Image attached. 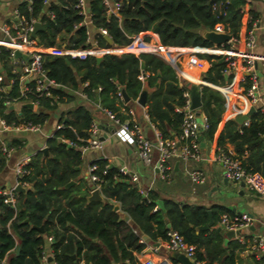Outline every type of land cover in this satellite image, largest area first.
Listing matches in <instances>:
<instances>
[{"label":"trees","instance_id":"obj_1","mask_svg":"<svg viewBox=\"0 0 264 264\" xmlns=\"http://www.w3.org/2000/svg\"><path fill=\"white\" fill-rule=\"evenodd\" d=\"M85 1L92 14L93 27L103 28L114 44L127 45L131 35L152 29L163 46L207 48L213 44L201 32L213 31L216 25H220L221 31L231 38L237 37L241 10L247 0H113L119 3V8L116 16L109 17L105 16L101 0ZM74 2H49L46 9L53 13L52 18L46 15L42 0H32L30 10L25 8L24 2L17 8L25 18L35 17L41 22L42 28L35 33L38 44L81 47L85 42V28L76 26L80 16L72 8ZM248 15L250 27L257 13L250 9ZM94 37L100 45H107L101 35ZM216 47L227 49L229 43ZM168 50L173 49H163ZM196 57H183L184 69L181 71L192 66L196 76L203 59L207 66L201 72L202 80L213 84L230 81L231 73H224L227 65L222 55L197 53ZM9 60L8 52L0 47V70L6 80L12 78L11 85L0 98V114L8 123L24 121L42 125L48 118L47 111L59 103L71 101V92L83 83L86 85L82 92L90 103L97 96L102 109L123 121L129 119V115L116 92L123 89L128 99L134 100L144 88L149 89L146 97L148 121L162 138H179L182 112L175 108L183 105L182 92L187 89L185 85H179L174 70L152 54L104 55L99 62L93 57L83 60L67 58L68 63L62 57H45L43 66L47 78L67 88V91L56 86L51 89L57 97L53 103L42 98L37 109L21 105L19 114L3 105L4 97L18 94L17 74L11 73ZM199 98V110L207 122L205 134L211 138L219 122L223 100L216 91L205 86H200ZM57 122L62 123L63 128L55 130L53 136L47 138L46 154L37 152L25 165L29 174L21 180L29 186L16 194L12 206L4 203V197L0 195V259L6 257L5 264H43L40 253L48 236L51 237L48 246L55 264H78L79 261L82 264H110V261L137 264L132 251L140 252L145 245L113 211L114 203H118L121 211L128 214L134 225L150 239H166L165 232L174 230L185 242L195 246L194 257L203 264H235L234 251L241 248V244L236 240L224 242L223 233L215 227L220 214H230L222 206L211 205L212 225L205 230H196L197 226L208 222L204 207L164 199L161 206L152 211L156 206L155 196L148 192L149 201L143 199L134 184L117 177V169L112 166L101 176L103 182L98 191L103 199L87 201L85 197L91 188L78 178L80 151L65 145L60 139L82 144L80 139L88 136L91 113L87 106L76 105L62 112ZM263 136L264 114L256 110L249 114L247 125H241L234 119L225 121L217 135L216 145L224 149L225 142L232 144L245 171L256 172L264 179ZM12 143L15 144L14 141ZM244 150L247 155L242 158ZM3 163L0 154V169ZM94 163L101 168L105 161L98 159ZM70 181L72 184L66 186Z\"/></svg>","mask_w":264,"mask_h":264},{"label":"crops","instance_id":"obj_2","mask_svg":"<svg viewBox=\"0 0 264 264\" xmlns=\"http://www.w3.org/2000/svg\"><path fill=\"white\" fill-rule=\"evenodd\" d=\"M47 1L49 3L55 0ZM21 2H24V0H0V28L3 25H9L13 9L17 8L18 4ZM44 5V8L46 9L48 4ZM250 9L257 13V17L252 25L248 27L250 19L248 13ZM47 11L48 10L46 9L45 13ZM241 11L242 16L237 33V42L234 43L233 49L237 52L245 51L254 57L255 72L258 78V88L260 94V100L255 107H264V2H262V0H247ZM251 27L254 33V45L250 48H246L243 45L244 32L246 29ZM215 29L221 30V26L216 25ZM94 34V29H91V35L93 36ZM1 37L2 31L0 30V38ZM146 42L154 48H157L156 53L152 55L160 58L174 70L180 86L185 85L188 91L192 85L197 86L198 90L200 89V86H205L216 91L222 97L223 109L219 114V122L217 123L211 138L206 136L205 130H200L198 133L197 143L201 159L197 162L191 160L187 162L188 165L199 168L203 171L205 174V182L203 184L190 185L182 172L184 163L178 157H170L168 159V164L172 169V173L166 180H161L153 163L156 158L155 149H152L151 163L144 164L139 161L134 153V148L125 144L117 136V128L102 111V108L97 101V96H95L97 103H95V100L93 103H90L85 93L82 92L81 84L78 88L71 92V101L67 103H59L54 109L47 111L48 118L42 125H40V130L38 132H6L0 135V139L11 147L9 155L7 157L2 156L4 163L0 169V190L8 191L14 185L15 175L13 173V166L17 161L25 157L32 159L33 156L37 152L41 151L42 148H46V140L47 138L53 136L55 131L54 125L57 123V119L60 114L76 105H85L89 109L92 121L96 124L98 129L97 136L100 140V145L96 149L80 151L78 178H82L86 184L90 186L87 179L86 168L89 163L102 159L106 161L109 166L115 168L124 166L135 171L138 175V179L137 183L134 185L143 189L148 188L149 193L155 196L157 207H159V202L161 203L162 200L168 199L179 204L202 206L206 209V211H210L209 207L211 205H218L224 207L230 215L242 212L246 213L252 218V221L247 227L242 228L239 232V236L245 240L246 245L241 244L242 247L234 251L235 264H261L259 263L261 260L258 259V251L249 249L248 247L251 244L250 241L254 237L264 236V198L257 192L247 189L244 185L241 186L240 183H234L224 179L222 176L221 165L214 159V153L217 149L216 138L222 129L223 123L229 119H234L236 121L237 117L246 115L250 108L248 107L247 100L243 94V90L246 87V81L240 80V71L238 67L230 72L231 79L228 83L213 84L202 80L201 72L207 66L206 61L203 59L201 60L203 62L202 68L198 71L196 76L193 72L192 66H189L187 71H181L184 69L182 66L183 57L186 59H188L189 56L197 58V53L221 55L225 50L214 45L207 48L198 46H163L159 43L157 34L152 29L133 35L132 42H129L130 44L128 43V45L125 46V53H131L134 55H138L140 52L147 53L149 47L148 44H145ZM164 48H172L173 50L163 51ZM186 51L190 52L187 54ZM9 63L11 64V59L9 60ZM0 72L2 71L0 70ZM57 87L60 86L57 85ZM60 89L67 91V88L65 87H60ZM141 90H145L147 97L149 89L143 88ZM139 93L134 100L128 99L127 102L122 101V103L125 104L129 120L138 127V130L143 137L153 143L158 131L148 121L146 114V100L143 106L136 102ZM81 94H84L85 97ZM21 105L24 104L14 103L8 108L12 109L16 114H19V108ZM197 111L199 113L196 114V117L200 120L202 118V113L199 108ZM248 116L246 118L247 120ZM39 138H41V140H39ZM168 139L177 142V138L175 137ZM12 141H14L15 144H13ZM223 148L235 154L232 144L229 142H225L223 144ZM246 155L247 151L244 150L241 157L243 158ZM76 182L77 180L73 181V183ZM22 188L25 189L24 187ZM17 193L18 192L13 191L11 193L12 198L16 199ZM100 196L103 199L101 194ZM114 207H116V209ZM113 211L116 212L117 216L131 228V230L145 245L144 249L140 252L132 251V255L136 260L140 261L144 258H148L154 263H157L164 259L170 264H180L177 259L180 253L174 255L171 250H168L165 247V239L159 237H156L155 240L150 239L134 225L128 214L121 211L118 203L113 204ZM215 227H219L217 223ZM11 236L16 243L17 240L14 235L11 234ZM229 240L238 241L236 237L226 239L224 236V242ZM44 244V250L49 253V243L46 239ZM262 255L264 257V253ZM4 260L5 264L6 257H4ZM82 263V261L78 262V264ZM110 264H118V262L110 261Z\"/></svg>","mask_w":264,"mask_h":264},{"label":"built area","instance_id":"obj_3","mask_svg":"<svg viewBox=\"0 0 264 264\" xmlns=\"http://www.w3.org/2000/svg\"><path fill=\"white\" fill-rule=\"evenodd\" d=\"M32 0H24L25 8L30 10ZM105 7V16H116L119 3L113 0H101ZM43 4H48L47 0H42ZM77 15L80 16V21L76 26H84L85 28V42L81 47H69L64 44L43 46L38 44L35 36H31L30 33L33 29L35 22H41L38 18L29 17L28 19L18 10L14 8L12 11V18L9 25H3L0 30L2 31V37L0 38V47L4 48L8 52V56L11 59V73L17 74L18 80V94L15 97H4L3 105L12 106L14 103H30L31 109H37L40 104V99L48 98L50 103H53L57 99L56 95L52 94L51 89L56 87L51 79L47 78L43 61L45 57H62L64 59H80L83 60L87 57H102L104 55L119 56L125 53V46L110 43L107 45H100L94 35H101L103 38L109 36L103 28H94L92 21V14L89 12L86 6L85 0H75L72 5ZM46 15L50 18L53 17L51 11H47ZM91 29H94L95 34L91 35ZM216 30V29H215ZM221 31V30H216ZM105 39V38H104ZM110 39V38H109ZM130 43L133 40V35L130 36ZM229 47L224 49V53L221 55L226 61L227 69L224 73L232 72L236 67L240 71V80L246 81V87L243 90L244 97L247 100L248 107H253L254 111H259L264 114V107H255L260 100L258 78L255 72V59L253 56L245 51L237 52L233 49L234 43L237 42L236 38H230L228 41ZM129 43V44H130ZM143 43V42H142ZM145 44H148L146 42ZM243 45L246 48H250L254 45V33L253 29L248 28L244 32ZM149 54H155L157 48L148 44ZM13 51H18L24 58L13 57ZM142 53V52H140ZM139 54V53H138ZM237 62V63H236ZM12 83V78L6 80L4 74L0 72V98L6 93V90ZM86 83L82 84L84 87ZM99 90V88H96ZM85 97L84 94H81ZM116 96L120 101H123L122 94L119 91L116 92ZM184 98L183 105L180 108H175L176 111L182 112V119L180 122V134L176 141L162 138L159 134L156 135L155 141L151 143L148 139L143 137L138 127L132 123L129 119L119 121V119L113 117L109 111L102 109L106 116L116 126L117 136L127 145L134 148V153L139 161L144 164L152 162V149L156 151V158L154 160V168L161 180H166L172 173V169L168 164L170 157H178L183 161L182 172L186 177L190 185L203 184L205 182V174L199 168L190 166L187 164L189 160L199 161L201 159L197 136L200 130H206L207 122L202 115L200 120L197 119L195 109H190V94L188 90L182 92ZM242 125H247L248 120L245 119L241 122ZM63 128L62 123L57 122L54 125V130ZM40 130L39 124H32L30 122L20 121L18 123L6 122L0 114V135L6 132H38ZM96 124L92 121L87 130L88 136L85 139H80L82 144L77 145L75 142L69 139H60L65 145L73 148H77L79 151H86L89 149H96L100 145V140L97 136ZM11 147L2 139H0V154L4 157L9 155ZM214 159L221 165L222 176L224 179L230 182L243 183L244 187L251 191L257 192L264 198V179L256 172L245 171L241 164L240 158H238L232 152L226 149L217 148L214 153ZM30 161L29 157H25L17 161L13 166V173L15 175L14 185L8 190H0L3 202L9 205H13L15 199L12 198L11 193L17 186L28 187V183L22 181V177L29 174V169L25 165ZM109 167L108 163L99 168L96 163L91 162L86 168V174L90 188L92 190L99 187L102 180V175L106 173V169ZM117 169V177L129 183L136 184L138 175L135 171L130 170L124 166H120ZM99 172V173H98ZM116 177V176H115ZM138 193L143 199L149 201L148 188L143 189L136 186ZM157 205L152 208V211L157 209ZM252 221V218L246 213L227 214L222 213L219 215L217 225L223 231H232L235 234L240 244L246 245L245 240L239 236V232L242 228L247 227ZM165 247L168 250L176 251L185 256L192 264H203L201 261L196 260L194 257L195 246L185 242L179 233L174 230H167L165 232ZM48 243L51 242V237H46ZM139 242H142L139 239ZM249 249L258 251V259L261 260V264H264V236H256L250 241ZM41 261L43 264H55L52 260L50 251L47 253L44 249L40 253ZM50 257V260L48 258ZM4 258L0 259V264H4ZM137 264H170L166 260H161L154 263L148 258H144L140 261L137 260Z\"/></svg>","mask_w":264,"mask_h":264},{"label":"water","instance_id":"obj_4","mask_svg":"<svg viewBox=\"0 0 264 264\" xmlns=\"http://www.w3.org/2000/svg\"><path fill=\"white\" fill-rule=\"evenodd\" d=\"M41 28H42L41 24L39 22H35L34 25H33V29L31 31L30 35L34 37L36 31L41 29ZM201 34L206 40L210 41L214 46L222 44V43L228 41L231 38L229 34H227L225 32H222V31H216V30H213V31L203 30L201 32ZM104 38H105L106 43H108V44L111 43V40L109 38H107V37H104ZM13 57L24 58V55H21L18 51H13ZM94 59H95L96 62L100 61V57H95ZM65 61L68 63L67 59H65ZM140 67H142V66L140 65ZM120 92L122 94L123 101L127 102L128 101V97L124 93L123 89H120ZM189 94H190V109H195V113L198 114L199 112L197 111V109L200 107V104H201L200 103V98H199L198 87L195 86V85L190 86ZM145 100H146V92H145V90H141V92L139 93V95L137 97L136 102L139 105L143 106L144 103H145ZM95 103H97L96 100H95ZM24 106H26L28 108H31V104L30 103H26V104H24ZM253 112H254V108L250 107L248 112H247V114L237 117L236 121L241 123L243 120H245L247 118V116L249 114H251ZM41 152L43 154H46V148H42ZM71 183H72L71 181L68 182L66 184V186L71 184ZM240 185L243 186V183H240ZM14 191H16V192H24V189L22 187H20V186H17V187L14 188ZM85 198H86L87 201H91V200L100 201L102 199L101 196H100V193H99V191L97 189H94V190L90 191L89 195H87ZM158 205L161 206V203L159 202ZM114 208L116 209V207H114ZM206 212H207V215H208V222L206 224H204V225L197 226L196 227L197 230H205L209 226L212 225V220L210 218V211L207 210ZM38 230H41V228L38 227ZM216 230L218 232H220V233H223L226 239L233 238L235 234H238V231H236L235 233H233L232 231H223L220 227H216ZM17 251H18V247H16V249H15V252H17ZM71 258L72 259L74 258L73 255L71 256ZM177 259L180 262V264H192L182 254H179ZM48 260H50V257L48 258ZM73 264H76V263L74 262Z\"/></svg>","mask_w":264,"mask_h":264},{"label":"rangeland","instance_id":"obj_5","mask_svg":"<svg viewBox=\"0 0 264 264\" xmlns=\"http://www.w3.org/2000/svg\"><path fill=\"white\" fill-rule=\"evenodd\" d=\"M189 52H190V51H188V52L186 51L187 54H188ZM179 59H180V57H179ZM44 139H45V138H44ZM39 140H41V138H39ZM215 226H216V225H215ZM171 252H173L174 255H177V253H178V252H176V251H171Z\"/></svg>","mask_w":264,"mask_h":264}]
</instances>
